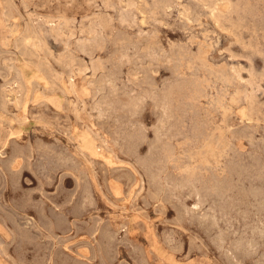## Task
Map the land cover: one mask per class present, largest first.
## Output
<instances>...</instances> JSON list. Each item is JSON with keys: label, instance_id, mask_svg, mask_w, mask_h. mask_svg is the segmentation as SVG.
Returning <instances> with one entry per match:
<instances>
[{"label": "rangeland", "instance_id": "374dc122", "mask_svg": "<svg viewBox=\"0 0 264 264\" xmlns=\"http://www.w3.org/2000/svg\"><path fill=\"white\" fill-rule=\"evenodd\" d=\"M236 2L0 0V264H264V0ZM227 78L234 79L231 85ZM176 82H184L181 89ZM163 101L174 111L168 105L171 110L162 112ZM211 143L217 145V158L207 154Z\"/></svg>", "mask_w": 264, "mask_h": 264}, {"label": "bare ground", "instance_id": "6f19581e", "mask_svg": "<svg viewBox=\"0 0 264 264\" xmlns=\"http://www.w3.org/2000/svg\"><path fill=\"white\" fill-rule=\"evenodd\" d=\"M152 1L154 2V0H152ZM230 1H231V0H230ZM239 1H241V0H239ZM243 1H244V0H243ZM246 1H247V0H246ZM262 1H263V0H262ZM72 2H73V1H72ZM235 2H236V0H235ZM237 2H238V1H237ZM237 2H236V3H237ZM258 2H259V1H258ZM86 3H87V2H86ZM160 3H161V1H160ZM206 3H207V2H206ZM246 3H248V2H246ZM88 4H89V3H88ZM147 4H149V3H147ZM230 4H231V3H230ZM232 4H234V1L232 2ZM196 5H197V4H196ZM240 5H241V3L238 4L239 7H240ZM248 5L250 6V2L248 3ZM248 5H247V6H248ZM133 6H134V5H133ZM135 6H136V5H135ZM148 6H149V5H148ZM215 6H216V5H215ZM231 6H233V5H231ZM238 6H235L236 9H237ZM242 6H243V4H242ZM247 6H246V7H247ZM251 6L253 7V4H252ZM256 6H257V5H255V7H256ZM156 7H157V6H156ZM209 7H210V6H209ZM233 7H234V6H233ZM244 7H245V6H244ZM246 7H245V8H246ZM162 8H163V7H162ZM210 8H212V7H210ZM241 8H242V7H241ZM245 8H244V9H245ZM259 8H260V7H259ZM187 9L190 10L189 8H187ZM198 9H199V8H198ZM231 9H232V8H231ZM242 9H243V8H242ZM247 9H248V7H247ZM251 9H252V8H251ZM254 9H255V8H254ZM254 9H253V10H254ZM16 10H17V9H16ZM121 10H122V9H121ZM127 10L129 11V9H127ZM188 10H187V11H188ZM204 10H205V9H204ZM204 10H203V11H204ZM217 10H218V9H217ZM232 10H233V9H232ZM238 10H239V9H238ZM253 10H252V11H253ZM256 10H257V8H256ZM124 11H125V9H124ZM124 11H123V12H124ZM130 11H131V10H130ZM153 11H154V9H153ZM153 11H151V13H152ZM254 11H255V10H254ZM120 12H121V11H120ZM126 12H127V11H126ZM126 12H125V13H126ZM147 12H148V11H147ZM155 12H156V11H155ZM231 12H232V11H230V13H231ZM236 12H237V10L235 11V13H236ZM243 12H244V10H243ZM243 12H242V13H243ZM64 13H65V12H64ZM125 13H124V14H125ZM129 13H130V12H129ZM224 13H226V12H224ZM248 13H249V12H248ZM258 13H259V11H258ZM33 14H34V13H33ZM96 14H97V13H96ZM124 14H123V16H124ZM131 14H132V13H131ZM217 14H218V13H217ZM239 14H240V13H239ZM249 14H250V13H249ZM127 15H128V13H127ZM129 15H130V14H129ZM154 15H155V13H154ZM154 15H153V16H154ZM186 15H187V14H186ZM220 15H221V14H220ZM237 15H238V14H237ZM255 15H256V14H255ZM13 16H14V15H13ZM121 16H122V14H121ZM153 16H152V17H153ZM190 16H191V15H190ZM198 16H199V15H198ZM229 16H230V15H229ZM240 16H241V15H240ZM242 16H244V15H242ZM90 17H91V16H90ZM99 17H100V16H99ZM124 17H125V16H124ZM129 17H130V19H133L131 16H129ZM191 17H192V16H191ZM216 17H217V16H216ZM223 17H224V16H223ZM246 17H247V16H246ZM252 17H253V16H252ZM53 18H54V17H53ZM87 18H88V17H87ZM125 18H126V17H125ZM150 18H151V17H150ZM224 18H226V17H224ZM224 18H223V19H224ZM241 18H242V17H241ZM243 18H244V17H243ZM248 18H249V17H248ZM63 19H64V17H63ZM89 19H90V18H89ZM103 19H104V17H103ZM103 19H102V20H103ZM127 19H128V21H130L129 18H127ZM198 19H199V18H198ZM216 19H217V18H216ZM228 19H230V18H228ZM231 19H232V17H231ZM238 19H239V18H238ZM69 20H70V19H69ZM97 20H98V19H97ZM105 20H107V19H105ZM226 20H227V19H226ZM226 20H225V22H226ZM232 20H233V19H232ZM236 20H237V19H236ZM53 21H54V20H53ZM65 21H66V20H65ZM71 21H72V20H71ZM123 21H124V20H123ZM123 21H122V22H123ZM126 21H127V20H125V22H126ZM221 21H222V20H221ZM233 21H235V20H233ZM237 21H238V20H237ZM244 21H245V19H244ZM101 22H102V21L100 20L99 23H101ZM103 22H104V21H103ZM223 22H224V21H223ZM235 22H236V21H235ZM59 23H60V22H59ZM68 23H69V22H68ZM106 23H108V22L106 21ZM106 23H104V24H106ZM129 23H130V22H129ZM219 23H220V22H219ZM230 23H231V22H230ZM232 23H233V22H232ZM240 23H241V21L239 22V24H240ZM57 24H58V23H57ZM64 24H65V23H64ZM102 24H103V23H102ZM102 24H101V26H102ZM110 24H111V23H110ZM233 24H234V23H233ZM59 25H60V24H59ZM97 25H98V24H97ZM106 25H108V24H106ZM106 25H104V26H106ZM217 25H218V24H217ZM219 25H220V24H219ZM223 25H224V23H223ZM236 25H237V22H236ZM236 25H235V27H236ZM101 26H100V27H101ZM220 26H221V25H220ZM231 26H233V25H231ZM238 26H239V25H238ZM242 26H243V25H242ZM34 27H35V26H34ZM53 27H55V26H53ZM95 27H96V26H94V28H95ZM98 27H99V26H98ZM100 27H99V28H100ZM102 27H103V26H102ZM109 27H110V26H109ZM222 27L224 28V26H222ZM30 28H31V27H30ZM59 28H60V27H59ZM61 28H62V27H61ZM240 28H241V26H240ZM14 29H15V28H14ZM27 29H28V28H27ZM51 29H52V28H51ZM57 29H58V28H56V30H57ZM73 29H74V28H73ZM111 29H112V28H111ZM237 29H238V27H237ZM28 30H29V29H28ZM34 30H35V29H34ZM52 30H54V28H53ZM95 30H96V29H95ZM232 30H233V29H232ZM234 30H235V29H234ZM234 30H233V32H234ZM29 31L32 32V29L29 30ZM40 31H42V30H40ZM57 31H58V30H57ZM71 31H73V30H71ZM92 31H93V30H92ZM92 31H90V32H92ZM27 32H28V31H27ZM81 32H82V31H81ZM90 32H89V33H90ZM98 32H100V31H98ZM102 32H103V31H102ZM105 32L108 34L107 31H105ZM24 33H25V32H24ZM28 33H29V32H28ZM40 33H41V32H40ZM40 33H39V37H40ZM43 33H44V32H43ZM93 33H94V32H93ZM37 34H38V33H37ZM98 34H99V33H98ZM107 34H106V35H107ZM31 35H32V33H31ZM90 35H91V34H90ZM95 35H96V33H95ZM98 36H101V35H98ZM98 36H97L96 38H99ZM26 37L29 38V35L25 36V38H26ZM41 37H42V35H41ZM44 37H45V35H44ZM89 37L91 38V36H89ZM25 38H23V39H25ZM96 38H95V39H96ZM86 39H87V38H86ZM88 39H89V38H88ZM91 39H93V38H91ZM91 39H90V40H91ZM102 39H103V38H102ZM26 40H27V39H25V41H26ZM41 40H42V39H41ZM90 40H89V41H90ZM100 40H101V38H100ZM25 41H24V42H25ZM27 41H29V40H27ZM45 41H46V40H44L43 42H45ZM83 41H84V40H83ZM81 42H82V41H81ZM84 42H88V41H84ZM91 42H92V41H91ZM89 43H90V42H89ZM37 44H39V43L37 42ZM46 44H47V42H45L44 45H46ZM99 44H100V43H99ZM130 44H131V43H130ZM132 44H133V43H132ZM34 45H36V44H34ZM39 45H40V44H39ZM124 45H125V44H124ZM202 45H206V44L204 43V44H202ZM32 46H33V45H32ZM37 46H38V45H37ZM42 46H43V45H42ZM85 46H86V43H85ZM90 46H91V44H90ZM97 46H98V44H97ZM104 46H105V44H104ZM199 46L201 47V45H199ZM199 46H198V47H199ZM33 47H34V46H33ZM40 47H41V46H40ZM40 47H39V50H40ZM45 47L47 48V45H46ZM209 47H210V45H209ZM91 48H92V47H91ZM93 48H94V46H93ZM98 48H99V47H98ZM103 48H104V47H103ZM121 48H122V47H121ZM125 48H126V47H125ZM127 48H128V47H127ZM129 48H130V47H129ZM32 49L34 50V48H32ZM80 49H81V48H80ZM83 49H86V48H83ZM123 49H124V48H123ZM134 49H135V47H134ZM189 49H190V48H189ZM189 49H187V50H189ZM202 49H203V48H202ZM28 50H29V49H28ZM35 50H36V49H35ZM42 50H43V49H42ZM90 50H91V49H90ZM126 50H127V49H126ZM131 50H133V49H131ZM151 50H153V49L151 48ZM154 50H155V49H154ZM156 50H157V49H156ZM198 50H199V48H198ZM254 50H255V49H254ZM23 51H24V50H23ZM31 51H32V50H31ZM31 51H30V52H31ZM66 51H67V49H66ZM68 51H69V50H68ZM129 51H130V50H129ZM136 51H137V50H136ZM196 51H197V50H196ZM206 51H207V49H206ZM35 52H36V51H35ZM124 52H125V51H124ZM132 52H133V51H132ZM137 52H138V51H137ZM154 52H155V51H154ZM162 52H163V51H162ZM202 52L204 53V51H202ZM39 53H40V52H39ZM126 53L128 54L129 52H126ZM138 53H139V52H138ZM148 53H149V52H148ZM160 53H161V52H160ZM164 53H166V55H167L168 52H164ZM203 53H201V54L203 55ZM50 54H51V53H50ZM61 54H62V53H61ZM66 54L68 55V53H66ZM153 54H154V53H153ZM198 54H200V53H198ZM31 55H32V54H31ZM59 55H60V54H59ZM64 55H65V53H64ZM67 55H66V56H67ZM132 55H134V54H132ZM138 55H139V54H138ZM158 55H159V54H158ZM160 55H161V54H160ZM207 55H208V54H207ZM121 56H122V55H121ZM126 56L128 57V55H126ZM129 56H131V54H130ZM37 57H38V56H37ZM61 57H63V55H61ZM70 57L73 59V56H70ZM137 57H138V56H137ZM144 57H145V56H144ZM146 57H147V56H146ZM149 57H152V56H150V54H149ZM197 57H198V56H197ZM64 58H66V57L64 56ZM64 58H63V59H64ZM71 58H70V59H71ZM99 58H100V57H99ZM109 58H110V57H109ZM147 58H148V57H147ZM191 58H192V57H191ZM200 58H201V55H200ZM203 58H204V56H203ZM68 59H69V55H68ZM74 59H75V58H74ZM118 59H119V58H118ZM121 59H122V57H121ZM121 59H120V60H121ZM128 59H129V57H128ZM152 59H153V58H152ZM157 59H158V58H157ZM167 59H168V58H167ZM196 59H197V58H195V60H196ZM58 60H59V58H58ZM60 60H61V59H60ZM60 60H59V63H60ZM66 60H67V59H66ZM97 60H98V59H97ZM179 60H180V59H179ZM198 60H199V59H198ZM205 60H207V57L205 58ZM68 61H69V60H68ZM70 61H72V60H70ZM122 61H123V60H122ZM185 61H186V60H185ZM207 61H208V60H207ZM61 62H62V61H61ZM63 62H64V61H63ZM65 62H66V61H65ZM73 62H74V60H73ZM96 62H97V61H96ZM171 62H172V61H171ZM183 62H184V61H183ZM188 62L190 63V61L187 60V63H188ZM192 62H193V61H192ZM200 62H201V61H200ZM68 63H69V65L71 66L70 62H68ZM68 63H67L66 65H68ZM100 63L102 64V61H101ZM107 63H108V62H107ZM185 63H186V62H185ZM195 63H196V61H195ZM202 63H203V62H202ZM204 63H206V62L204 61ZM208 63H209V61H208ZM93 64H94V62H93ZM117 64H118V63H117ZM121 64H122V63H121ZM192 64H193V63H192ZM211 64H212V63H210V65H211ZM64 65H65V64H64ZM184 65H185V64H184ZM203 65H204V64H203ZM39 66H40V64L38 65V67H39ZM44 66H45V65H44ZM73 66H74V65H73ZM93 66H94V65H93ZM96 66H97V65H96ZM117 66L119 67V65H117ZM190 66H191V64H190ZM40 67H41V66H40ZM98 67H99V66H98ZM100 67H102V70H104V69H103V66H100ZM100 67H99V69H100ZM111 67H112V66H111ZM114 67H115V66H114ZM114 67H112V68H114ZM183 67H184V66H183ZM192 67H193V65H192ZM207 67H208V66H207ZM212 67H213V66H212ZM212 67H211V69L214 68V67H213V68H212ZM96 68H97V67H96ZM96 68H95V69H96ZM179 68H180V67H179ZM188 68H189V66H188ZM188 68H187V69H188ZM190 68H191V67H190ZM190 68H189L188 70H190ZM201 68H202V67H201ZM205 68H206V67H205ZM221 68H222V67H221ZM223 68H224V70H225V67H223ZM223 68H222V70H223ZM97 69H98V68H97ZM119 69H120V68H119ZM177 69H178V68H177ZM193 69H194V68H193ZM203 69H204V68H203ZM218 69H219V68H218ZM48 70H49V69H48ZM50 70H51V69H50ZM179 70H180V69H179ZM181 70H182V69H181ZM191 70H192V69H191ZM191 70H190V71H191ZM205 70H209V69H205ZM216 70H217V69H216ZM194 71H197V70H194ZM199 71H200V70H198V72H199ZM82 72H83V71H82ZM107 72H108V71H107ZM177 72H178V71H177ZM180 72H181V71H180ZM201 72H202V71H201ZM210 72H211V71H210ZM217 72H218V71H217ZM219 72H220V71H219ZM219 72H218V73H219ZM178 73H179V72H178ZM182 73H183V72H182ZM182 73H180V74L182 75ZM194 73H195V72H194ZM205 73H206V72H205ZM220 73H222V72H220ZM100 74H101V73H100ZM103 74H104V73H103ZM108 74H110V73H108ZM115 74H116V73H115ZM117 74H119V73L117 72ZM184 74H185V73H184ZM195 74H196V73H195ZM222 74H223V73H222ZM222 74H221V76H222ZM227 74H228V78H229L230 75H229V73H227ZM227 74H226V75H227ZM231 74H232V73H231ZM185 75H188V74H185ZM185 75H184V76H185ZM210 75L212 76L211 73H210ZM216 75H217V74H216ZM226 75H225V76H226ZM237 75H238V74H237ZM100 76H101V75H100ZM112 76H113V75H112ZM193 76H194V75H193ZM207 76H208V75H207ZM225 76H224V77H225ZM232 76H233V75H232ZM20 77H21V75H20ZM46 77H47V76H46ZM108 77H110V75H109ZM182 77H183V75H182ZM188 77H189V79H190L191 76H188ZM197 77H198V76H197ZM215 77H216V76H215ZM230 77H231V76H230ZM70 78H71V77H70ZM70 78H69V79H70ZM99 78H100V77H99ZM103 78H104V77H103ZM105 78H107V76H106ZM110 78H111V77H110ZM110 78H109V79H110ZM115 78H116V77H114L113 79H115ZM186 78H187V76H186ZM195 78H196V77H195ZM228 78H227V81H228ZM232 78H233V77H232ZM240 78H241V77H240ZM16 79H17V78H16ZM19 79H20V78H19ZM107 79H108V78H107ZM117 79H119V77H117ZM117 79H115V80H117ZM183 79H184V78H183ZM189 79H186V81L189 80ZM192 79H193V78H192ZM200 79H201V78H200ZM203 79H204V76H203ZM230 79H231V78H230ZM22 80H23V79H22ZM22 80H20V81H22ZM194 80H195V79H194ZM215 80H216V79H215ZM218 80H219V79H218ZM233 80H234V79H233ZM233 80H232V81L230 80V81L233 82ZM97 81H98V80H97ZM104 81H105V80H104ZM107 81H108V80H107ZM107 81H106V82H107ZM180 81H181V80H180ZM205 81H207V80H205ZM230 81H228V82H230ZM16 82H18V81H16ZM70 82H71V80H70ZM72 82H73V81H72ZM102 82H103V81H102ZM111 82H112V81H111ZM115 82H116V81H115ZM172 82H173V81H172ZM184 82H185V81H184ZM184 82H183V83H184ZM190 82L192 83V81H190ZM195 82H196V81H195ZM209 82H210V81H209ZM214 82H215V81H214ZM214 82H213V83H214ZM222 82H223V81H222ZM222 82H221V84H222ZM225 82H226V81H225ZM231 82L229 83L230 85H231ZM113 83H114V82H113ZM113 83H111V84L114 85ZM145 83H146V82H145ZM145 83H144V84H145ZM183 83H182V84H183ZM187 83H188V81L185 83L186 86L189 85V83H188V85H187ZM197 83H198V82H197ZM217 83H218V82H217ZM237 83H238V82H237ZM95 84H96V81H95ZM118 84H119V83H117V85H118ZM170 84H171V83H170ZM172 84H173V83H172ZM182 84H180L179 86L182 87ZM195 84H196V83H195ZM203 84H204V83H203ZM221 84H220V85H221ZM225 84H226V83H225ZM234 84H235V83H233V85H234ZM19 85H20V84H19ZM19 85H18V86H19ZM23 85H25V84H23ZM106 85H107V84H106ZM162 85H163V84H162ZM165 85H166V84H165ZM165 85H163V86H165ZM167 85H168V83H167ZM167 85H166V86H167ZM175 85L178 86V83L176 82ZM185 85H184V87H185ZM197 85L200 87L199 84H197ZM214 85H215V83H214ZM222 85H223V84H222ZM21 86H22V85H21ZM75 86H76V85H75ZM90 86H91V85H90ZM119 86H120V85H119ZM170 86H171V85H170ZM177 86H176V87H177ZM179 86H178V87H179ZM192 86H193V84H192ZM204 86H205V85H204ZM211 86L213 87V85H211ZM211 86H209V87H211ZM226 86H227V85H226ZM234 86H237V85H234ZM71 87H72V83H71ZM96 87H100V81H99V86H96ZM102 87H103V86H102ZM107 87H108V86H107ZM112 87H114V86H112ZM116 87H117V86H116ZM116 87H115V88H116ZM152 87H153V86H152ZM168 87H169V85H168ZM178 87H177V88H178ZM184 87H183V89H184ZM196 87H197V86H196ZM199 87H198V88H199ZM214 87H215V86H214ZM227 87H228V86H227ZM19 88H21V87H19ZM22 88H24V87L22 86ZM72 88H73V87H72ZM105 88H106V87H105ZM115 88H114V89H115ZM117 88H118V87H117ZM117 88H116V89H117ZM172 88H174V87L171 86V89H172ZM190 88H191V87H190ZM222 88H223V86H222ZM95 89H96V88H95ZM98 89H99V88H98ZM110 89H112V88L110 87ZM124 89H125V88H124ZM124 89H123V92H124ZM135 89H136V88H135ZM164 89H166V88H163V91H165ZM179 89H181V88L179 87ZM188 89H189V88H188ZM195 89H196V88H195ZM195 89H193V90H195ZM213 89H216V88H213ZM219 89H220V88H219ZM225 89H226V88H225ZM234 89H235V88H234ZM238 89H239V88H238ZM25 90H26V88H25ZM100 90H101V91H104L105 89H104V90L100 89ZM107 90H108V89H107ZM161 90H162V89H161ZM169 90H170V89H169ZM191 90H192V89H191ZM200 90H201V88H200ZM203 90H204V89H203ZM222 90H223V89H222ZM227 90H228V89H227ZM239 90H240V92H241V89H239ZM239 90H238V91H239ZM17 91H18V90H17ZM20 91H21V90H20ZM22 91H24V90H22ZM22 91H21V92H22ZM101 91H100V92H101ZM112 91H113V90H112ZM132 91H133V90H132ZM139 91H140V90H139ZM149 91H150V90H149ZM149 91H148V93H149ZM163 91L161 92V94L163 93ZM166 91H167V90H166ZM166 91H165V92H166ZM170 91H172L171 93H173V90H170ZM181 91H182V90H181ZM183 91H184V90H183ZM219 91H220V90H219ZM238 91H237V93H238ZM243 91H244V90H243ZM25 92H26V91H25ZM73 92H74V91H73ZM75 92H76V91H75ZM113 92H114V91H113ZM118 92H119V91H118ZM152 92H153V90H152ZM154 92H155V91H154ZM177 92H178V91H177ZM190 92H191V91H190ZM190 92H189V93H190ZM223 92H225V90H223ZM23 93H24V92H22V94H23ZM94 93H96V92L94 91ZM105 93H106V92H105ZM133 93H134V92H133ZM138 93H139V92H138ZM138 93H137V94H138ZM141 93H142V91H141ZM144 93H145V91H144ZM146 93H147V91H146ZM156 93H157V90H156ZM167 93H168V92H167ZM169 93H170V92H169ZM179 93H180V92H179ZM186 93H187V92H186ZM196 93H197V92H196ZM198 93L201 94V92H198ZM202 93H203V92H202ZM204 93H205V92H204ZM207 93H208V92H207ZM220 93H222V92H220ZM226 93H227V92H226ZM228 93H229V91H228ZM17 94H18V93H17ZM22 94H21V95H22ZM92 94H93V93H92ZM99 94H100V93H99ZM110 94H111V93H110ZM122 94H123V93H122ZM124 94H125V93H124ZM128 94H129V93H128ZM130 94H131V92H130ZM152 94H153V93H152ZM224 94H225V93H224ZM234 94H236V93H234ZM234 94H232V95H234ZM240 94H241V93H240ZM19 95H20V94H19ZM74 95H75V94H74ZM108 95H109V93H108ZM108 95L106 94V96H108ZM140 95H141V94H140ZM148 95L150 96V94H148ZM154 95H155V94H154ZM164 95H165V94H164ZM175 95H176V94H175ZM182 95H185V94L182 93ZM197 95H199V94H197ZM197 95H196V97H197ZM201 95H202V94H201ZM225 95H226V94H225ZM228 95H229V94H228ZM238 95H239V94H238ZM22 96H23V98H24V94H23ZM75 96H76V95H75ZM94 96L97 97V95H94ZM103 96H104V93H103ZM112 96H113V95H112ZM129 96H130V95H129ZM131 96H132V95H131ZM138 96H139V95H138ZM142 96H144V95H142ZM142 96H141V97H142ZM151 96H152V95H151ZM157 96H158V95H157ZM162 96H163V95H162ZM167 96H168V95H167ZM167 96H166V98H168ZM204 96H205V95H204ZM204 96H203V97H204ZM214 96H215V95H214ZM235 96H236V95H235ZM239 96H240V95H239ZM247 96H248V95H247ZM19 97H20V96H19ZM108 97H109V96H108ZM114 97H115V95H114ZM141 97L139 96L138 98H141ZM145 97H146V96H144V98H145ZM154 97H156V96H154ZM154 97H153V98H154ZM186 97H187V96H186ZM191 97H193V96H191ZM194 97H195V96H194ZM200 97H201V96H200ZM211 97H213V96H211ZM220 97H221V96H220ZM231 97H232V96H231ZM231 97H229V98L231 99ZM21 98H22V97H21ZM77 98H78V97H77ZM92 98H93V97H92ZM92 98H91V100H92ZM106 98H107V97H106ZM112 98H113V97H111L110 99L112 100ZM133 98H135V97H133ZM136 98H137V97H136ZM142 98H143V97H142ZM149 98H150V97H149ZM157 98H161V97H157ZM157 98H156V99H157ZM172 98H173V97H172ZM178 98H179V97H178ZM180 98H181V97H180ZM18 99H20V98H18ZM114 99H115V98H114ZM127 99H128V96H127ZM163 99H165V98H163ZM163 99H161V100H163ZM169 99H171V97H170ZM174 99H175V97H174ZM182 99H183V98H182ZM189 99H190V98H189ZM200 99H201V98H200ZM210 99H211V98H210ZM215 99H216V98H215ZM232 99H233V97H232ZM234 99H236V97H235ZM240 99H241V98H240ZM20 100H21V99H20ZM102 100H104V98L101 99V101H102ZM117 100H118V99H117ZM120 100H122V99H119V101H120ZM128 100H129V99H128ZM132 100H135V99H132ZM140 100H141V99H140ZM140 100H139V101H140ZM142 100H143V99H142ZM142 100H141L140 102L143 103L144 100H143V101H142ZM145 100H146V99H145ZM147 100H148V99H147ZM154 100H155V98L153 99V101H154ZM158 100H159V99H158ZM167 100H168V99H167ZM171 100H172V99H171ZM176 100H177V99H176ZM190 100H191V99H190ZM211 100H212V99H211ZM238 100H239V98H238ZM2 101H3V100H2ZM2 101H1V102H2ZM22 101H23V100H22ZM81 101H82V100H81ZM92 101H94V100H92ZM98 101H99V99H98ZM98 101H97V103H98ZM104 101H105V100H104ZM108 101H109V100H108ZM113 101H114V100H113ZM119 101H117V102H119ZM122 101H123V100H122ZM136 101H137V100H136ZM168 101H169V100H168ZM180 101H181V100H180ZM182 101H183V100H182ZM191 101H192V100H191ZM195 101H196V100H195ZM213 101H214V100H213ZM213 101H212V102H213ZM215 101H216V100H215ZM219 101H220V100H219ZM224 101H225V100H224ZM102 102H103V101H102ZM123 102H124V101H123ZM159 102H160V101H159ZM159 102H158V104H159ZM163 102H164L163 106L161 105V106L163 107L162 112L164 111V113H167V110H168V108H169V107H168L169 102H167V101H163ZM163 102H162V103H163ZM171 102H172V101H171ZM173 102H174V100H173ZM185 102H186V101H185ZM231 102H233V101H231ZM235 102H236V101H235ZM240 102H241V101H240ZM246 102H247V101H246ZM4 103H5V102H4ZM4 103H3V104H4ZM103 103H104V102H103ZM109 103H111V101H109ZM119 103H122V102L120 101ZM144 103H145V102H144ZM162 103H161V104H162ZM178 103H179V102H178ZM188 103H189V102H188ZM190 103H192V102H190ZM196 103H198V101H197ZM221 103H222V102H221ZM221 103H220V105H221ZM223 103H224V102H223ZM14 104H15V103H14ZM105 104H107V103H105ZM126 104H127V103H126ZM126 104H125V105H126ZM131 104H132V102L129 104V101H128V105H131ZM134 104H135V103H134ZM171 104H172V103H171ZM174 104L177 105L176 103H174ZM179 104H180V103H179ZM182 104H183V103H182ZM201 104H202V103H201ZM224 104H225V103H224ZM231 104H232V103H230V105H231ZM236 104H237V103H236ZM236 104H235V105H236ZM238 104H240L239 101H238ZM99 105H100V104H99ZM103 105H104V104H103ZM110 105H111V104H110ZM110 105H109V109H111ZM125 105L122 104V108H123V106H125ZM142 105H143V104H142ZM153 105H155V104H153ZM180 105H181V104H180ZM183 105H185V104H183ZM195 105H197V104H195ZM213 105H214V104H213ZM215 105H216V104H215ZM215 105H214V106H215ZM230 105H228V106H230ZM251 105H252V104H251ZM95 106H96V105H95ZM95 106H94V107H95ZM104 106H105V105H104ZM114 106H117L116 103H115ZM131 106H133V105H131ZM131 106H130V107H131ZM135 106H136V104H135ZM155 106H158V105H155ZM159 106H160V105H159ZM169 106L171 107V105H169ZM187 106H188V104H187ZM201 106H202V105H201ZM201 106H200V107H201ZM223 106H224V105H223ZM228 106H227V108H228ZM252 106H253V105H252ZM99 107H101V105H100ZM126 107H127V106H126ZM126 107H125V108H126ZM133 107H134V106H133ZM141 107H142V106H141ZM175 107H176V106H175ZM181 107H182V106H181ZM191 107H192V106H191ZM195 107H196V106H195ZM210 107H212V106H210ZM217 107H218V106H217ZM230 107L232 108V106H230ZM102 108H103V107H102ZM104 108H106V107H104ZM116 108H117V107H116ZM128 108H129V106H128ZM135 108H136V107H135ZM157 108H158V107H157ZM157 108H156V109H157ZM173 108H174V107H173ZM179 108H180V107H179ZM193 108H194V107H193ZM204 108H205V107H204ZM212 108H213V107H212ZM231 108H229V109H231ZM250 108H251V107H250ZM96 109H97V108H96ZM99 109H100V108H99ZM106 109H108V107H107ZM118 109H119V107H118ZM118 109H117V111H118ZM126 109H127V108H126ZM130 109H131V108H130ZM130 109H129V111H130ZM139 109H140V108H139ZM159 109H160V108H159ZM171 109H172V107H171ZM171 109L169 108V110H171ZM176 109H178V107H177ZM183 109H184V108H183ZM195 109H196V108H195ZM199 109H200V108H199ZM199 109H198V110H199ZM229 109H228V111H229ZM76 110H77V109H76ZM97 110H98V109H97ZM102 110H104V109H102ZM124 110H125V109H124ZM132 110H133V109H132ZM137 110H138V109H137ZM160 110H161V109H160ZM172 110H173V109H172ZM191 110H192V109H191ZM191 110H190V111H191ZM220 110H221V109H220ZM224 110H226V108H225ZM231 110H234V109H231ZM110 111H111V110H110ZM110 111H109V112H110ZM113 111H114V110H113ZM119 111H120V109H119ZM119 111H118V112H119ZM156 111H157V110H156ZM173 111H174V110H173ZM173 111H172L171 113H173ZM182 111H183V110H182ZM200 111H201V110H200ZM209 111H210V110H209ZM250 111L252 112L251 109H250ZM100 112H101V111H100ZM104 112H105V111H104ZM109 112L107 111V113H109ZM111 112H112V111H111ZM126 112H128V111H126ZM126 112H125V114H126ZM130 112H132V111H130ZM133 112H136V113H137L136 109H135V111L133 110ZM197 112H199V111H196V112H194V113H197ZM214 112H215V111H214ZM224 112H225V111H224ZM230 112H231V111H230ZM77 113H78V112H77ZM102 113H103V112H102ZM114 113H115V112H114ZM136 113H134V114H136ZM176 113H177V112H176ZM184 113H185V111H184ZM192 113H193V112H192ZM199 113H201V112H199ZM205 113H206V112H205ZM205 113H204V114H205ZM222 113H223V112H222ZM226 113H227V112H225L224 114L226 115ZM162 114H163V113H162ZM169 114H170V113H169ZM169 114H168V115H169ZM174 114H175V112H174ZM174 114H173V115H174ZM208 114H210V113H208ZM214 114H215V113H214ZM107 115H108V114H107ZM109 115H111V113H109ZM136 115H137V114H136ZM160 115H161V114H160ZM168 115H167V116H168ZM170 115H171V114H170ZM173 115L170 116V117L172 118ZM177 115H178V113H177ZM222 115H223V114H222ZM228 115H229V113H228ZM120 116H121V115H120ZM175 116H176V115H175ZM183 116H184V115H183ZM193 116H194V115H193ZM193 116H192V117H193ZM196 116H198V115H196ZM207 116H209V115H207ZM210 116H212V113L210 114ZM126 117H127V116H126ZM126 117H124V118H126ZM134 117H135V115H134ZM176 117H177V116H176ZM179 117L182 118V116H178V118H179ZM188 117H189V116H188ZM200 117H201V116H200ZM226 117H227V116H225V118H226ZM100 118H101V117H100ZM108 118H109V117H108ZM122 118H123V117H122ZM124 118H123V119H124ZM129 118H130V117H129ZM132 118H133V117H132ZM132 118H131V119H132ZM157 118H158V117H157ZM183 118H184V117H183ZM193 118H194V117H193ZM193 118H192V119H193ZM201 118H203V117H201ZM246 118H247V117H246ZM126 119H128V118H126ZM135 119H136V117H135ZM140 119H141V118H140ZM158 119H159V118H158ZM166 119H167V118H166ZM174 119H175V118H174ZM174 119H173V120H174ZM176 119H177V118H176ZM198 119H199V118H198ZM226 119H227V118H226ZM124 120H125V119H124ZM178 120H179V119H178ZM190 120H191V119H190ZM207 120H209V119H207V117H206V121H207ZM211 120H212V119H211ZM211 120H210V122H211ZM215 120H216V119H215ZM129 121H130V124H131V120H129ZM129 121H127V122H129ZM161 121H162V120H161ZM164 121H165V120H164ZM164 121H163V123H164ZM169 121H171L170 118H169ZM175 121H176V120H175ZM191 121H192V120H191ZM193 121H194V120H193ZM142 122H143V121H142ZM142 122L140 121V122H139V125H140ZM165 122H166V121H165ZM182 122H183V120H182ZM207 122H208V121H207ZM210 122H209V124H210ZM212 122H213V120H212ZM217 122H218V121H217ZM222 122H223V120H222ZM124 123H125V121H124ZM143 123H144V122H143ZM166 123H168V121H167ZM166 123H165V124H166ZM169 123H170V122H169ZM169 123H168V126H169ZM172 123H173V122H172ZM191 123H192V122H191ZM191 123H190V124H191ZM197 123H198V122H197ZM199 123H200V122H199ZM218 123H219V122H218ZM223 123H224V122H223ZM227 123H228V122H227ZM231 123H232V122H231ZM104 124H105V123H104ZM118 124H119V123H118ZM135 124H137V123L135 122ZM135 124H134V125H135ZM158 124H159V123H158ZM165 124H163V125H165ZM175 124H176V123H175ZM181 124H182V123H181ZM184 124H186V123H184ZM190 124H189V125H190ZM204 124H205V123H204ZM209 124H207V126H208ZM224 124H226V123H224ZM86 125H87V124H86ZM95 125H96V124H95ZM123 125H124V124H123ZM127 125H128V124H127ZM143 125H144V124H143ZM143 125H142V126H143ZM172 125H173V124H172ZM198 125H199V124H198ZM213 125H214V124H213ZM220 125H221V124H220ZM241 125H242V124H241ZM102 126H103V125H102ZM120 126H122V125H120ZM128 126H129V125H128ZM144 126H145V125H144ZM157 126H158V125H157ZM183 126H184V125H183ZM193 126H195V124H194ZM199 126H200V125H199ZM207 126H206V127H207ZM217 126H218V125H217ZM222 126H223V125H222ZM222 126H221V127H222ZM122 127H123V126H122ZM124 127H125V126H124ZM126 127H127V126H126ZM135 127H136V126H135ZM163 127H164V126H163ZM163 127H160V128H163ZM172 127H173V126H171L170 128L172 129ZM176 127H177V126H176ZM226 127H227V126H226ZM88 128H91V127H88ZM118 128H120V127H118ZM131 128H132V126H131ZM136 128H140V126H139V127H136ZM144 128H145V127H144ZM165 128H168V127H165ZM184 128H185V127H184ZM187 128H188V127H187ZM201 128H202V127H201ZM215 128H217V127H215ZM124 129H125V128H124ZM124 129H123V130H124ZM126 129H127V128H126ZM126 129H125V130H126ZM141 129H143V128H141ZM141 129H140V130H141ZM157 129H158V128H157ZM178 129H179V128H178ZM178 129H177V131H178ZM210 129H211V128H210ZM213 129H214V128H213ZM223 129H225V128H223ZM228 129H229V128H228ZM121 130H122V129H121ZM134 130H135V129H134ZM138 130H139V129H138ZM144 130H146V129H144ZM154 130H155V129H154ZM165 130H166V129H165ZM165 130H162V131H165ZM169 130H170V129H169ZM179 130H180V129H179ZM192 130H193V129H192ZM192 130H191V131H192ZM194 130H195V129H194ZM197 130H198V132H199V128H198ZM200 130H201V129H200ZM202 130H203V129H202ZM219 130H220V129H219ZM118 131H119V130H118ZM129 131L131 132L132 130H129ZM158 131H159V130H158ZM160 131H161V130H160ZM173 131H174V130H173ZM175 131H176V130H175ZM180 131H181V130H180ZM180 131H179V133H180ZM203 131H204V130H203ZM203 131H202V132H203ZM215 131H216V130H215ZM217 131H218V130H217ZM217 131H216V132H217ZM91 132H92V131H91ZM97 132H98V131H97ZM97 132H96V133H97ZM115 132H116V130H115ZM122 132H123V131H122ZM124 132H125V131H124ZM127 132H128V131H127ZM130 132H129V133H130ZM133 132H134V131H133ZM138 132H139V131H138ZM144 132H146V131H144ZM185 132H187V131H185ZM192 132H193V131H192ZM220 132H221V131H220ZM230 132H231V131H230ZM131 133H132V132H131ZM135 133H136V130H135ZM146 133H147V132H146ZM154 133H155V131H154ZM156 133H157V132H156ZM159 133H160V132H159ZM162 133H163V132H162ZM165 133H166V132H165ZM167 133H168V131H167ZM167 133H166V134H167ZM169 133H171V131H170ZM196 133H197V131H196ZM200 133H201V131H200ZM204 133L206 134L207 132H204ZM214 133H215V132H214ZM214 133H211V134H214ZM222 133H224V132H222ZM97 134H98V133H97ZM97 134H96V135H97ZM119 134H120V133H119ZM122 134H123V133H122ZM133 134H134V133H133ZM133 134H132V136H133ZM140 134H142V133H140ZM144 134H145V133H144ZM157 134H158V133H157ZM215 134H217V133H215ZM220 134H221V133H220ZM229 134H230V133H229ZM231 134L234 135L235 133H231ZM115 135H117V134H115ZM124 135H125V134H124ZM134 135H135V134H134ZM146 135H147V134H146ZM158 135H159V134H158ZM167 135H168V134H167ZM172 135H173V133H172ZM174 135H175V134H174ZM181 135H183V134H181ZM181 135L179 134V136H181ZM222 135H223V134H222ZM224 135H225V134H224ZM98 136H99V135H98ZM119 136H121V137H119ZM119 136H118V137L122 139V136H123V135H119ZM128 136H129V135H128ZM130 136H131V135H130ZM175 136H176V135H175ZM175 136H174V137H175ZM197 136H198V135H197ZM205 136H207V135H205ZM209 136H210V135H209ZM11 137H12V136H11ZM111 137L113 138V136H111ZM162 137H163V136H162ZM164 137H165V136H164ZM176 137H177V136H176ZM182 137H183V136H182ZM185 137H186V136H185ZM185 137H184V138H185ZM225 137H226V135H225ZM231 137H232V136H231ZM231 137H228L227 140H228L229 138H231ZM99 138H100V137H99ZM101 138H102V136H101ZM112 138H111V140H112ZM115 138H116V136H115ZM119 138H118V139H119ZM129 138L131 139V137H129ZM138 138H139V137H138ZM143 138H145V135H144ZM155 138H156V137H155ZM159 138H160V137H159ZM159 138H158V139H159ZM165 138H166V137H165ZM168 138H169V137H168ZM190 138H191V137H190ZM210 138H211V137H210ZM210 138H209V139H210ZM214 138H216V140H217V137H214ZM219 138H220V140H221V138H223V137L219 136ZM104 139H105V138H104ZM123 139H124V138H123ZM126 139H127V138H126ZM130 139H129V140H130ZM133 139L135 140V138H133ZM133 139H132V140H133ZM145 139H146V138H145ZM161 139H162V138H161ZM166 139H167V138H166ZM186 139H188V138H186ZM192 139H193V138H192ZM194 139H195V138H194ZM196 139H197V138H196ZM203 139H204V137H203ZM209 139H208V140H209ZM99 140H100V139H99ZM111 140H110V141H111ZM115 140H117V139H115ZM119 140H120V139H119ZM156 140H157V139H155V141H156ZM168 140H170V139H168ZM189 140H190V139H189ZM223 140H224V139H223ZM227 140H226V141H227ZM10 141H11V140H10ZM124 141H125V140H124ZM124 141H123V142H124ZM135 141H138V140H135ZM143 141H144V139H143ZM179 141H182V139L179 140ZM192 141H193V140H192ZM199 141H200V140H199ZM203 141H204V140H203ZM210 141H211V139H210ZM218 141H219V140H218ZM102 142H103V141H102ZM106 142H107V141H106ZM113 142H115V141H113ZM129 142H130V141H129ZM153 142H154V141H153ZM153 142H151V143H153ZM160 142H161V141H160ZM163 142H164V141H163ZM166 142H167V141H166ZM212 142H213V141H212ZM220 142H221V141H220ZM220 142H219V143H220ZM227 142H228V141H227ZM10 143H11V142H9V144H10ZM115 143H116V142H115ZM118 143H119V142H118ZM126 143H128V142H126ZM156 143H157V141H156ZM187 143H188V140H187ZM187 143H186V145H187ZM200 143H201V141H200ZM205 143H206V142H205ZM222 143H223V141H222ZM222 143H221V144H222ZM229 143H230V142H229ZM231 143H232V142H231ZM100 144H101V141H100ZM104 144H105V142H104ZM106 144H107V143H106ZM106 144H105V145H106ZM116 144H117V143H116ZM128 144L130 145L131 142L128 143ZM128 144H127V147L129 146ZM132 144H133V143H132ZM136 144H138V143H136ZM158 144H159V143H158ZM161 144H163V143H161ZM177 144H178V143H177ZM184 144H185V143H184ZM184 144H183V145H184ZM195 144H196V143H195ZM195 144H194V145H195ZM227 144H228V143H227ZM101 145H102V144H101ZM101 145H100V146H101ZM118 145H119V144H118ZM150 145H151V144H150ZM159 145H160V144H159ZM166 145H167V143H166ZM168 145H169V143H168ZM172 145H173V143L171 144V146H172ZM183 145H182V146H183ZM194 145H193V146H194ZM201 145H202V144H201ZM218 145H219V144H218ZM225 145H226V144H225ZM123 146H124V145H121L120 148H122ZM133 146H134V145H133ZM133 146H132V148H134ZM177 146H178V145H177ZM177 146H175V148H176ZM189 146L191 147L190 144H189ZM196 146H197V145H196ZM208 146H209V149H208L207 154H208V155H209V154H212V155H214V157H215V153H218V152H216L217 145H216L215 143H211V144L208 145ZM229 146L231 147V145H229ZM229 146H227V147L229 148ZM152 147H154V146L152 145ZM162 147H163V146H162ZM165 147H166V146H164V148H165ZM204 147H206V146L204 145ZM222 147H224V146H222ZM106 148H108V147H106ZM129 148H130V147H129ZM137 148H138V147H137ZM155 148H156V147H155ZM157 148H159V150H160V147H157ZM173 148H174V145H173ZM178 148H179V147H178ZM197 148H198V147H197ZM218 148H219V147H218ZM228 148H227V149H228ZM109 149H110V148H109ZM130 149H131V148H130ZM135 149H136V148H135ZM170 149H171V148H170ZM170 149H169V147L166 148L167 151L170 150ZM187 149H189V148H187ZM191 149H193V148H191ZM202 149H203V148H202ZM202 149H201V150H202ZM232 149H233V148H232ZM128 150H129V149H128ZM131 150H132V149H131ZM150 150H151V147H150ZM174 150H175V149H174ZM183 150H184V149H183ZM185 150H186V149H185ZM193 150H195V149H193ZM205 150L207 151V149H205ZM217 150H218V149H217ZM224 150H225V149H224ZM108 151H109V150H108ZM126 151H127V149H126ZM138 151H139V149H138ZM138 151H137V152H138ZM151 151H152V150H151ZM156 151L158 152V149H156ZM160 151H161V150H160ZM164 151H165V150H164ZM167 151H166V152H167ZM175 151H176V150H175ZM175 151H174V152H175ZM179 151H180V150H179ZM197 151H198V149H197ZM221 151H223V150H221ZM229 151H230V149L228 150V153H230ZM114 152H115V151H114ZM135 152H136V150H135ZM149 152H150V151H149ZM153 152H154V151H153ZM170 152H171V151H169L168 153H170ZM174 152H173V153H174ZM180 152H181V151H180ZM180 152H179V153H180ZM184 152L186 153V151H184ZM184 152H183V153H184ZM192 152H194V151H192ZM203 152H204V151H203ZM203 152H202V153H203ZM225 152H226V151H225ZM77 153H78V152H77ZM112 153H113V152H112ZM168 153H167V154H168ZM86 154H87V153H86ZM130 154H131V153H130ZM132 154H134V152H133ZM154 154H155V152H154ZM161 154H162V153H161ZM161 154H160V155H161ZM167 154H166V155H167ZM171 154H172V153H170V156H171ZM189 154H190V153H189ZM225 154H226V153H225ZM60 155H61V154H60ZM81 155H82V154H81ZM87 155H88V154H87ZM87 155H85V156H87ZM137 155H138V154H137ZM156 155H157V153H156ZM158 155H159V154H158ZM173 155H174V154H173ZM178 155H179V154H178ZM182 155H183V154H182ZM186 155H187V154H186ZM190 155H191V154H190ZM190 155H189V157H191ZM194 155L196 156V153H195ZM194 155H193V156H194ZM216 155H217V154H216ZM218 155H220V154H218ZM232 155H233V153H232ZM237 155H238V154H237ZM150 156H151V155H150ZM152 156H153V155H152ZM162 156H163V155H162ZM175 156H176V155H175ZM179 156H180V155H179ZM197 156H198V155H197ZM230 156H231V155H230ZM153 157L155 158L156 156H153ZM159 157H160V156H159ZM205 157H206V156H204V158H205ZM209 157H210V156H208V158H209ZM214 157H213V160H214ZM226 157H229V156H226ZM240 157L243 158V156H240ZM146 158H147V157H146ZM161 158H162V157H161ZM167 158H168V157H167ZM175 158H176V157H175ZM175 158H174V159H175ZM177 158H178V157H177ZM177 158H176V159H177ZM181 158H182V157H181ZM185 158H186V157H185ZM195 158H196V157H195ZM197 158H198V157H197ZM199 158H200V155H199ZM208 158H207V159H208ZM215 158H217V157H215ZM218 158H219V157H218ZM222 158H223V157H222ZM232 158H233V156H232ZM238 158H239V157H238ZM259 158H260V157H259ZM259 158H258V159H259ZM90 159H91V158H90ZM144 159H145V158H143V160H144ZM149 159H150V158H149ZM168 159H170V157H169ZM176 159H175V162H176ZM178 159H179V158H178ZM189 159H190V158H189ZM191 159H192V158H191ZM220 159H221V157H220ZM254 159H255V158H254ZM254 159H253V161H254ZM260 159H262V158H260ZM147 160H148V158H147ZM153 160H154V159H153ZM166 160H167V159H166ZM184 160H185V159H184ZM193 160H194V159H193ZM198 160H199V159H198ZM230 160H231V159H230ZM148 161H150V160H148ZM161 161H163V159H162ZM189 161H190V160H189ZM191 161H192V160H191ZM202 161H203V160H202ZM208 161H209V160H208ZM228 161H229V160H228ZM238 161H240V160H238ZM159 162H160V161H159ZM168 162H169V161H167V163H168ZM171 162H172V161H171ZM171 162H170V163H171ZM173 162H174V160H173ZM212 162H213V161H212ZM226 162H227V161H226ZM254 162H255V161H254ZM254 162H253V164H254ZM257 162H259V161H257ZM260 162H261V161H260ZM262 162H263V161H262ZM144 163H145V162H144ZM164 163H165V162H164ZM167 163H165V164L167 165ZM177 163H179V162H177ZM194 163H195V162H194ZM196 163H197V162H196ZM205 163L207 164L206 161H205ZM208 163H209V162H208ZM216 163H217V162H216ZM223 163H225V162H223ZM231 163H232V162H231ZM240 163H241V162H240ZM247 163H248V162H247ZM263 163H264V162H263ZM148 164H149V162H148ZM158 164L160 165L159 167H161L162 162H161V164H160V163H158ZM179 164H180V163H179ZM189 164H190V163H189ZM197 164H198V163H197ZM213 164H215V163H213ZM218 164H219V163H218ZM238 164H239V163H238ZM249 164H250V162H249ZM253 164H252V165H253ZM11 165H12V164H11ZM153 165H156V164H153ZM153 165H152V166H153ZM185 165H186V164H185ZM198 165H199V164H198ZM209 165H212V164L209 163ZM209 165H207V166H209ZM224 165H225V164H224ZM244 165H245V164H244ZM257 165H258V164H257ZM149 166H150V165H149ZM152 166H151V167H152ZM172 166H173V165H172ZM174 166H175V165H174ZM190 166H191V169H192V165H190ZM201 166H202V165H201ZM204 166H205V165H204ZM207 166H205V168H206ZM218 166H219V165H218ZM218 166H217V167H218ZM225 166H226V165H225ZM247 166H248V165H247ZM144 167H145V166H144ZM165 167H166V166H164V168H165ZM178 167H180V166H178ZM184 167H185V166H183V168H184ZM188 167H189V165H188ZM188 167H187V168H188ZM193 167H194V165H193ZM210 167H211V166H210ZM213 167H214V166H213ZM215 167H216V166H215ZM226 167H227V166H226ZM232 167H233V166H232ZM236 167H237V165H236ZM257 167H258V166H257ZM261 167H262V166H261ZM146 168L148 169V166H147ZM154 168H155V167H154ZM157 168H158V167H157V165H156V169H157ZM176 168H177V167H176ZM176 168H175V169H176ZM180 168H181V167H180ZM189 168H190V167H189ZM197 168H198V167H197ZM220 168H221V167H220ZM254 168H255V167H254ZM149 169H150V168H149ZM191 169H189V170H191ZM193 169H194V168H193ZM193 169H192V170H193ZM198 169H199V168H198ZM212 169H213V168H212ZM212 169H210V170H212ZM221 169L223 170V168H221ZM241 169H243V168L241 167ZM244 169H245V168H244ZM180 170H181V169H180ZM192 170H191V172H192ZM195 170H196V169H195ZM195 170H194V171H195ZM200 170H201V167H200ZM205 170H206V169H205ZM210 170H209V171H210ZM219 170H220V169H219ZM224 170H225V169H224ZM226 170H227V169H226ZM229 170L231 171V168H230ZM232 170H233V169H232ZM237 170H238V169H237ZM249 170H251V169H249ZM256 170H257V169H256ZM147 171H148V170H147ZM161 171H162V170H161ZM161 171H160V174H161ZM181 171H182V170H181ZM187 171H188V169H186V172H187ZM194 171H193V172H194ZM206 171H208V170H206ZM209 171H208V172H209ZM230 171H229V175H231V174H230ZM241 171H242V170H241ZM241 171H240V173H241ZM162 172H164V171H162ZM177 172H178V171H177ZM191 172H190V173H191ZM215 172H216V171H215ZM217 172H218V171H217ZM221 172H222V171H221ZM221 172H219V173H221ZM236 172H237V171H235V173H236ZM254 172H255V171H254ZM105 173H106V172H105ZM114 173H115V172H114ZM175 173H176V172H175ZM178 173H179V172H178ZM178 173H177V174H178ZM184 173H185V172H184ZM197 173H198V172H197ZM197 173H196V171H195V173H194L195 176H196ZM202 173H203V172H202ZM211 173H212V172H211ZM226 173H228V172H226ZM256 173H257V171H256ZM261 173H262V172H261ZM181 174H182V173H181ZM192 174H193V173H192ZM194 174L192 175V177L194 176ZM198 174H199V173H198ZM205 174H206V173H205ZM205 174H204V175H205ZM247 174H248V173H247ZM188 175H190V174L188 173ZM212 175H213V178H212V179L214 180V177H215V176H214L213 173H212ZM223 175H224V174H222V176H223ZM238 175H239V174H238ZM263 175H264V174H263ZM154 176H155V174H154ZM174 176H176V175H174ZM174 176H173V177H174ZM179 176H180V175H179ZM185 176H187V175H185ZM197 176H198L197 178H199V175H197ZM200 176H201V175H200ZM202 176H203V175H202ZM202 176H201V179H202ZM217 176H218V174H217ZM231 176H232V175H231ZM231 176H230V177H231ZM242 176H243V175H242ZM150 177H151V176H150ZM188 177H190V176H188ZM211 177H212V176H211ZM218 177H219V176H218ZM220 177H221V174H220ZM240 177H241V175H240ZM243 177H245V176H243ZM258 177H259V176H258ZM84 178H85V177H84ZM157 178H158V177H155V179H157ZM161 178H162V177H161ZM166 178H168V177H166ZM166 178H165V179H166ZM178 178H179V180H180V177H178ZM178 178H177V179H178ZM193 178H194V177H193ZM197 178H196V179H197ZM225 178H226V177H225ZM233 178H234V177H233ZM241 178H242V177H241ZM248 178H249V177H248ZM253 178H254V176H253ZM159 179H160V178H159ZM206 179H207V178H206ZM217 179H219V178H217ZM238 179H239V178H238ZM157 180H158V179H157ZM160 180H161V179H160ZM174 180H175V179H174ZM185 180H186V179H185ZM190 180H191V179H190ZM190 180L188 179V182H189ZM204 180H205V179H204ZM210 180H211V179H210ZM219 180H220V179H219ZM227 180H228V179H227ZM232 180H233V179H232ZM245 180H246V179H245ZM247 180H248V179H247ZM251 180H252V179H251ZM253 180H254V179H253ZM253 180H252V181H253ZM261 180H262V178H261ZM128 181H129V180H128ZM155 181H156V180H155ZM170 181H171V180H170ZM180 181H181V180H180ZM193 181H194V180H193ZM202 181H203V180H202ZM214 181H215V180H214ZM222 181H224V180H222ZM239 181H240V180H239ZM241 181H242V179H241ZM241 181H240V182H241ZM153 182H154V181H153ZM181 182H182V181H181ZM181 182H180V183H181ZM185 182H186V181H185ZM197 182H198V181H197ZM207 182H208V181H207ZM216 182H217V181H215V183H216ZM228 182H229V181H228ZM232 182H233V181H232ZM240 182H239V183H240ZM244 182H245V181H244ZM260 182H261V181H260ZM157 183H158V182H157ZM160 183L162 184L161 181H160ZM166 183H167V179H166ZM175 183H177V181H176ZM189 183H190V182H189ZM189 183H188V184H189ZM204 183H205V182H204ZM212 183H213V181H212ZM221 183H222V182H221ZM239 183H237V184H239ZM249 183H250V182H249ZM249 183H248V184H249ZM261 183H262V182H261ZM261 183H260V184H261ZM155 184H156V183H155ZM161 184H160V185H161ZM164 184H165V183H164ZM164 184H162V186H163ZM178 184H179V183H178ZM183 184H184V183H183ZM190 184H191L190 186H192V183H190ZM196 184H197V183H196ZM205 184H206V183H205ZM218 184H219V182L217 183V185H218ZM226 184H227V183H226ZM229 184H230V182H229ZM233 184H235V183H233ZM258 184H259V183H258ZM127 185H128V184H127ZM165 185H166V184H165ZM181 185H182V183H181ZM181 185H180V186H181ZM184 185H187V184H184ZM184 185H182V186L184 187ZM210 185H211V184H210ZM212 185H213V184H212ZM214 185H215V184H214ZM214 185H213V186H214ZM222 185H223V184H222ZM227 185H228V184H227ZM227 185H226V186H227ZM235 185H236V184H235ZM243 185H244V184H243ZM246 185H247V183H246ZM167 186H168V185H167ZM177 186H178V185H177ZM196 186H197V185H196ZM204 186H205V185H204ZM237 186H238V185H237ZM237 186H235V187H237ZM241 186H242V185H241ZM156 187H157V186H156ZM158 187H161V186H158ZM163 187H164V186H163ZM215 187H216V186H215ZM219 187H220V186H219ZM230 187H231V186H230ZM235 187H234V188H235ZM161 188H162V187H161ZM161 188H160V189H161ZM173 188H174V187H173ZM197 188H198V186H197ZM224 188H225V187L223 186V189H224ZM241 188H242V187H240L239 190H240ZM255 188H256V187H255ZM158 189H159V188H158ZM163 189H164V188H163ZM175 189H176V188H175ZM194 189H195V188H194ZM194 189H193V190H194ZM200 189H201V188H200ZM210 189H211V188H210ZM218 189H219V188H218ZM220 189H221V188H220ZM225 189H226V188H225ZM227 189H228V187H227ZM230 189H231V188H230ZM232 189H233V186H232ZM235 189H237V188H235ZM235 189H233V190H235ZM161 190H162V189H161ZM208 190H209V189H208ZM237 190H238V189H237ZM210 191H212V190H210ZM213 191H214V190H213ZM218 191H220V190H218ZM229 191H230V190H229ZM222 192H223V190H222ZM226 192H227V191H226ZM233 192H234V191H233ZM246 192H247V191H246ZM208 193H209V192H208ZM217 193H218V192H217ZM235 193H236V191H235ZM237 193H238V192H237ZM198 194H199V193H198ZM204 194H205V193H204ZM211 194H212V193H211ZM221 194H222V193H221ZM229 194H230V193H229ZM245 194H246V193H245ZM200 195H201V194H200ZM206 195H207V194H206ZM234 195H235V194H234ZM238 195H240V194H238ZM261 195H262V194H261ZM231 196H232V195H231ZM236 196H237V194H236ZM209 197H210V196H209ZM213 197H214V196H213ZM219 197H220V196H219ZM221 197H222V196H221ZM224 197H225V196H224ZM243 197H244V196H243ZM248 197H249V195H248ZM259 197H260V196H259ZM176 198H177V197H176ZM205 198H206V197H205ZM207 198H208V197H207ZM228 198H230V197H228ZM235 198H236V197H235ZM237 198H238V197H237ZM217 199H218V198H217ZM221 199H222V198H221ZM247 199H248V198H247ZM257 199H258V198H257ZM202 200H203V199H202ZM202 200H200V201H202ZM239 200H241V199H239ZM252 200H254V199H252ZM200 201H199V203H200ZM211 201H212V200H211ZM233 201H234V200H233ZM241 201H242V200H241ZM246 201H247V200H246ZM222 202H223V201H222ZM252 202H253V201H252ZM231 203H232V202H231ZM205 204H206V203H205ZM212 204H213V203H212ZM221 205H222V204H221ZM209 207H210V206H209ZM231 207H232V206H231ZM217 211H218V210H217ZM215 212H216V211H215ZM225 213H226V212H225ZM245 214H246V213H245ZM198 216H199V215H198ZM206 216H207V214L205 215V217H206ZM209 220H210V219H209ZM213 220H214V219H213ZM221 220H222V219H221ZM214 222H215V220H214ZM263 222H264V221H263ZM261 223H262V222H261ZM218 224H219V223H218ZM259 226H260V225H259ZM259 226H258V227H259ZM233 228H234V227H233ZM259 228H260V227H259ZM260 230H261V229H260ZM262 231H263V230H262ZM231 233H232V232H231ZM261 233H262V232H261ZM261 233H260V234H261ZM263 234H264V233H263ZM260 239H261V238H260ZM262 240H263V239H262ZM250 243H251V242H250ZM251 247H252V246H251ZM252 248H253V247H252ZM254 249H255V248H254ZM219 250H220V249H219Z\"/></svg>", "mask_w": 264, "mask_h": 264}]
</instances>
